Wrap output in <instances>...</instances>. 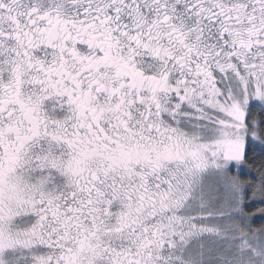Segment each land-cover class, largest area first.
I'll use <instances>...</instances> for the list:
<instances>
[{
  "label": "snow or ice",
  "instance_id": "obj_1",
  "mask_svg": "<svg viewBox=\"0 0 264 264\" xmlns=\"http://www.w3.org/2000/svg\"><path fill=\"white\" fill-rule=\"evenodd\" d=\"M0 264H264V0H0Z\"/></svg>",
  "mask_w": 264,
  "mask_h": 264
}]
</instances>
